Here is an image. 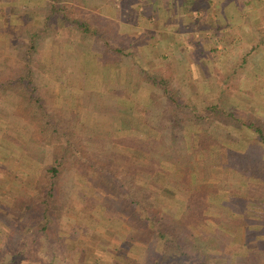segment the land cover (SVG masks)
Here are the masks:
<instances>
[{"label": "rangeland", "instance_id": "1", "mask_svg": "<svg viewBox=\"0 0 264 264\" xmlns=\"http://www.w3.org/2000/svg\"><path fill=\"white\" fill-rule=\"evenodd\" d=\"M46 2L0 0L1 8L7 9L6 20L8 14H20L24 7L40 14L37 19L25 17L29 24L22 30L19 19L17 24L11 19L9 24L4 23L0 31V76L23 70V51L30 34L38 28L40 35L34 39L36 49L29 65L37 95L48 118L59 122L63 117L74 126V141L84 145L80 147L91 153L87 154L90 158L101 148L86 141V135L98 130L110 131L117 139L107 143L108 155L134 153L132 147L119 140L127 134H141L120 126L119 118L124 110L133 117L144 112L146 90L131 91L132 86L140 85L136 65L149 73L168 76L188 99L189 113L195 109L205 114L202 109L216 103L224 112L239 118L249 115L264 127V0H184L183 12L177 0H57V11L43 30ZM72 19L103 34L107 45L97 36L79 35ZM115 47L122 50L120 56L109 50ZM59 49L69 50L64 60L57 54ZM51 62L57 64L52 67L53 74L48 67ZM64 78L72 83L65 84ZM113 90H121L123 96H114ZM26 97L23 87L0 90V221L15 225L8 241L3 245L0 241V264H129L128 258L139 261L138 244L125 240V220L134 222L131 213L122 210L109 193L112 186L94 164L83 160L76 163L69 152L56 179L64 201L61 213L55 217L59 231H41L37 226L24 229L20 215L11 214V201L20 181H34L41 166L50 162L47 157L52 151H60L58 142L63 140L37 128L34 120H45V115L42 117L37 105ZM230 118L216 114L214 123L237 138L239 145L251 143L252 133L231 124ZM77 120L83 123H75ZM24 124L32 129L31 139ZM185 125L189 126L188 122ZM34 147L45 148V152L36 153ZM256 148L264 158V147ZM161 167L170 169L168 163ZM213 173L219 174L218 169L214 168ZM231 182V197L241 202L246 196V183L240 175ZM150 188L154 191L149 192L150 198L162 202L165 221L177 217L180 205ZM258 206L255 208H263L264 203ZM250 210L245 207V213ZM217 212L219 220L228 217L225 211ZM228 238L235 242L226 244L223 257L208 259V263L224 264L222 260L230 254L237 258V264L251 263L242 255L248 247L235 246L242 237ZM249 241L245 245H251ZM253 262L260 264L262 260ZM165 264L201 263L181 257Z\"/></svg>", "mask_w": 264, "mask_h": 264}, {"label": "trees", "instance_id": "2", "mask_svg": "<svg viewBox=\"0 0 264 264\" xmlns=\"http://www.w3.org/2000/svg\"><path fill=\"white\" fill-rule=\"evenodd\" d=\"M46 1L47 13L42 14L43 30L48 27L52 15L57 11L54 6V1L57 0ZM177 2L178 8L183 12L184 0ZM22 10L18 16L21 30L22 26L26 27V24H29L27 22L29 17L32 16L34 19L40 17L38 12L28 7ZM5 13L7 9L0 6V31L7 22ZM71 22L79 35L97 36L107 45L103 34L99 35L97 30L90 28L87 23L77 19H72ZM39 35L37 28L27 40L26 49L21 57L23 70L10 76H0V90L17 91V87H23L28 102H34L38 107L37 112L42 117L45 115V120L43 118L42 121L34 120L37 128L45 129L58 139L62 136L63 140L59 139L58 142L60 151H52L47 157L50 162L41 166L40 173L34 181H20L19 190L11 201V214L20 215L24 229L37 226L41 231L46 229L59 231L58 228L56 229L55 217L61 213L64 201L62 194L57 190L56 179L64 155L69 152L76 163L83 160L89 162V165H95V170L103 174L112 186L109 193L115 197L122 210L131 213L134 218V222L125 220V240L129 244L137 243L138 246L135 247H139L140 252L139 261L128 258L129 264H165L168 260L175 262L181 257L201 264H209L208 259L217 260L223 257V251L229 242V234L224 230L228 224L220 220L224 229L219 226L220 214L217 210L223 211L225 207L232 209L238 207L244 210L245 207L255 208L264 203V158L263 152H259L256 148L264 147V127L249 115L239 118L224 112L216 103L206 105L202 109L205 114L195 109L189 113L188 99L171 84L168 76L149 73L136 65L137 80L140 85L132 86L131 91L136 92L141 88L146 90L144 112L140 116L133 117L124 110L119 118L120 126L130 127L141 134L137 136L127 134L119 140L124 145L132 147L134 153L122 156L110 152L108 155L107 143L114 140L115 136L110 131L100 133V130L95 131L94 128V133H87L86 141L94 142L101 150L90 158L87 154L91 153L82 149L84 145L80 144L81 148L74 141V126H70L69 121L62 119L63 117L58 118L59 122L48 118L43 101L37 95L29 65L36 49L34 39ZM60 45L58 42L59 48ZM61 49L57 52L60 58L69 52L68 49H66L68 52H62ZM109 50L115 56L122 54V50L116 47ZM65 58L66 56L62 57L63 60ZM54 64L51 62L48 65L51 74ZM64 77L66 78V75ZM71 83L70 79H65V84ZM113 91L116 93L114 96H123L121 90ZM113 91L110 93L113 94ZM123 91L127 96L126 91ZM216 114L228 115L229 118L231 117L229 119L231 124L242 131L251 132L253 136L251 143L245 146L239 145L237 138L214 123ZM76 122L83 123L79 120ZM187 122L189 126L185 125ZM23 129L31 139L32 129L30 130L27 124L23 125ZM27 144L29 145V142ZM34 148L36 153L45 152V148L41 150ZM162 163H168L170 169H163ZM214 168L218 169L219 174L213 173ZM237 175H240L246 183L243 188V194L245 193L246 196L241 202L234 201L231 197L232 185H234L231 179ZM150 187L158 190L159 195L180 205L181 209L177 217H172L170 222L165 221L161 213L162 202L150 198L149 192L154 193ZM211 223L216 224L212 226ZM3 231L4 233H1ZM6 231L9 233L6 234ZM11 232L15 233V225H9L1 220L2 245L8 241ZM55 235L58 236L59 233ZM250 254L251 256H243V258L250 259L251 263L260 261L261 256L258 251L249 252Z\"/></svg>", "mask_w": 264, "mask_h": 264}, {"label": "crops", "instance_id": "3", "mask_svg": "<svg viewBox=\"0 0 264 264\" xmlns=\"http://www.w3.org/2000/svg\"><path fill=\"white\" fill-rule=\"evenodd\" d=\"M218 1V0H217ZM229 4V3H228ZM230 6H232L231 4H229ZM19 14H16L15 16L8 14V18H7V22L9 24V19H11L12 24H17V20ZM7 28V27H6ZM251 210L247 213H245V209L244 210H236V209H232L229 207H225L223 209V211L227 212L228 217L221 219L222 222H226L227 224H230L229 226H227V228L225 229L229 235H238L241 236L242 240L241 241H237L235 243V246H237L238 248H242L244 249V247H248L245 249V251L243 252L242 255L244 256H251V254L249 255V252H255L259 250V255L261 256V260L262 262L260 264H264V206L263 208H249ZM225 216V215H224ZM235 222H233V221ZM255 220V221H253ZM220 222V220H219ZM220 227L223 228L222 223L220 222ZM249 236V238L246 236ZM251 240L249 242H252L251 245L247 246L245 245L246 243H248V240ZM234 239H231L229 244L232 243L233 244ZM234 246V245H231ZM233 255H229L228 258H226L225 260H222V262L224 264H235L236 262V258ZM221 262V261H219ZM217 264V263H216ZM251 264H254L251 263Z\"/></svg>", "mask_w": 264, "mask_h": 264}]
</instances>
